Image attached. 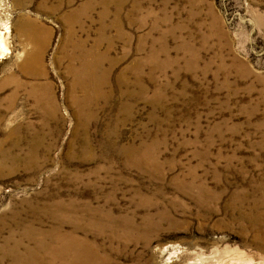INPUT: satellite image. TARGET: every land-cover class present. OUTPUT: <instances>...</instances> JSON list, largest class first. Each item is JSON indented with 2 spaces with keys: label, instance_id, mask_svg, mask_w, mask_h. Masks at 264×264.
Wrapping results in <instances>:
<instances>
[{
  "label": "rangeland",
  "instance_id": "1",
  "mask_svg": "<svg viewBox=\"0 0 264 264\" xmlns=\"http://www.w3.org/2000/svg\"><path fill=\"white\" fill-rule=\"evenodd\" d=\"M51 233L82 264H264V0H0V264Z\"/></svg>",
  "mask_w": 264,
  "mask_h": 264
},
{
  "label": "bare ground",
  "instance_id": "2",
  "mask_svg": "<svg viewBox=\"0 0 264 264\" xmlns=\"http://www.w3.org/2000/svg\"><path fill=\"white\" fill-rule=\"evenodd\" d=\"M106 7L107 8L109 7V3L108 4L106 3ZM86 9H88V8L84 7L81 10H86ZM105 17H107V9H106L105 13L101 16L103 21H104ZM33 32H35V31H33ZM37 36H38L37 34L33 35V33H32V34L29 35L28 39L34 41L33 39H36ZM38 40H40V38L39 39L37 38V40H36L37 42L36 41L33 42V44L35 46V49L37 51H36L35 54L31 55L30 58H28V61L31 64H35L37 66H42V64H41V55H40V51L42 50V49H40L41 42H39ZM102 40L103 39H98L94 43V45L91 46L92 48L90 47L88 49H87V44H88L87 40H81V41H76V43L75 42L72 43L73 50H72L69 58H70L72 63H75V62L80 63L81 68L79 70V73H77V77L78 78H85V80L87 81V83H85V85L83 86V92H84V95H85L86 99H88V98L92 99L93 97L91 96V94H95L96 96H98L99 95V88L104 85V83H102V82L107 81L109 76H110V71H107V70L103 71L102 68H101V63L103 62L102 57L106 58V55L105 54H101L100 55V54L97 53L98 49L100 48V45L103 43ZM66 43H67V41H66ZM109 64L111 65V69L110 70H113V68H112L113 67V62H110ZM73 70H75V69L73 68ZM121 79L118 80V83L122 85L123 81ZM100 81H102V82H100ZM39 101H41V100H39ZM51 209L53 211V208H51ZM61 222H63V221H61ZM59 224H61V223H59ZM54 232L56 234H60L58 229L54 230ZM56 234L51 233L50 234L51 238H52L51 241L47 242V243L40 244V246H38L40 254L44 255V258H46V261L48 263L55 264V262L59 259V260H61V262L62 261H64V262L65 261L66 262L71 261V262H74L75 264L76 263L82 264V261H85L83 259H86V258L90 257V256H88L89 254L86 255L87 253H85L86 251L83 250V247H82L81 244H79V243H77L75 241L74 242L72 241L73 242L72 244L68 243V242H65V241H63L64 239L62 240ZM45 236H42V237H45ZM40 242L41 241H39L38 243H40ZM38 248H37V250H38ZM27 252L25 251V253H27ZM32 252H33V250H32ZM24 257L26 258V256H24ZM28 259H29V257H28ZM90 259H92V258H90ZM93 260L92 261H86V262H87V264H97L96 259H95V261H93Z\"/></svg>",
  "mask_w": 264,
  "mask_h": 264
}]
</instances>
